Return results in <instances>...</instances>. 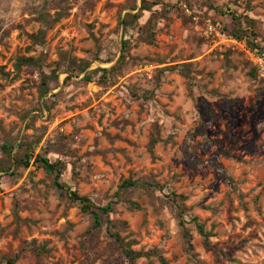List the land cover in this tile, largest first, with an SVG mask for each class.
<instances>
[{
	"label": "rangeland",
	"instance_id": "obj_1",
	"mask_svg": "<svg viewBox=\"0 0 264 264\" xmlns=\"http://www.w3.org/2000/svg\"><path fill=\"white\" fill-rule=\"evenodd\" d=\"M256 51L264 0H0V264H264Z\"/></svg>",
	"mask_w": 264,
	"mask_h": 264
},
{
	"label": "trees",
	"instance_id": "obj_2",
	"mask_svg": "<svg viewBox=\"0 0 264 264\" xmlns=\"http://www.w3.org/2000/svg\"><path fill=\"white\" fill-rule=\"evenodd\" d=\"M231 35L236 37L239 40H243L245 38L244 40L246 41L248 38L247 36L242 37L241 35L236 34V32H232ZM253 48L258 50L261 47H259L255 42H253ZM21 63H26V61L21 60ZM13 149H14L13 147L8 146V150L5 148L4 151H5V153L8 152V154H10ZM29 150L25 151L24 159L20 160V163L24 164L26 167L29 166L30 151L32 150V148L30 151ZM35 161L45 171V173L47 175H53L54 176V179H53L54 186L57 189L63 190L64 186L59 182L60 177L63 173L62 172V170H63L62 163H60V162L52 163L47 158L42 157L40 155H38L36 157ZM134 187L148 188V187H151V185L146 183V182L127 180V181H124L120 185L119 190L117 192V195H119L120 192H122L123 190L125 191L127 189L134 188ZM68 194L70 195L72 200L79 202V204L81 205V210L83 212L88 213L93 217V221H94L93 227L94 228L100 227L104 223L103 219L107 218L109 213L111 212V209H112L111 204H108L104 207H96L91 203V201L87 197H80V196H78V194L75 191L70 190V191H68ZM193 222L195 223V227L197 229L198 234L203 238V242H204L205 246H207L208 239L211 235L210 232H207L205 230L204 226L198 222L197 218H194ZM184 237L186 239V244L189 247H191L190 235H189L187 230H184ZM114 239L117 243H121V245H123L118 235H114ZM121 249H122L123 255L128 260V264H134V262L138 258L145 255L142 252H135L130 247L121 246ZM15 260H16V258L7 260L6 264H14ZM163 264H165V263L163 262Z\"/></svg>",
	"mask_w": 264,
	"mask_h": 264
},
{
	"label": "built area",
	"instance_id": "obj_3",
	"mask_svg": "<svg viewBox=\"0 0 264 264\" xmlns=\"http://www.w3.org/2000/svg\"><path fill=\"white\" fill-rule=\"evenodd\" d=\"M218 29V25H217ZM248 55L251 57V61L255 68L257 69L258 73L261 76H264V52L256 51V53L248 52Z\"/></svg>",
	"mask_w": 264,
	"mask_h": 264
}]
</instances>
